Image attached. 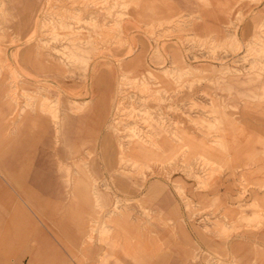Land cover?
I'll use <instances>...</instances> for the list:
<instances>
[{
  "label": "rangeland",
  "instance_id": "1",
  "mask_svg": "<svg viewBox=\"0 0 264 264\" xmlns=\"http://www.w3.org/2000/svg\"><path fill=\"white\" fill-rule=\"evenodd\" d=\"M0 264H264V0H0Z\"/></svg>",
  "mask_w": 264,
  "mask_h": 264
}]
</instances>
